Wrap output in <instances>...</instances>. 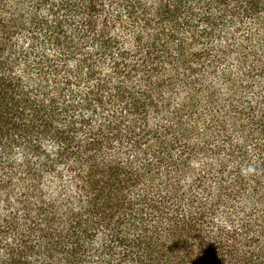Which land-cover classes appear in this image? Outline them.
<instances>
[{"label": "trees", "instance_id": "1", "mask_svg": "<svg viewBox=\"0 0 264 264\" xmlns=\"http://www.w3.org/2000/svg\"><path fill=\"white\" fill-rule=\"evenodd\" d=\"M0 264H264V0H0Z\"/></svg>", "mask_w": 264, "mask_h": 264}, {"label": "clouds", "instance_id": "2", "mask_svg": "<svg viewBox=\"0 0 264 264\" xmlns=\"http://www.w3.org/2000/svg\"><path fill=\"white\" fill-rule=\"evenodd\" d=\"M243 171L245 172V174H247V173H252V172L255 171V168H253V167H249V168H247V169H244Z\"/></svg>", "mask_w": 264, "mask_h": 264}]
</instances>
